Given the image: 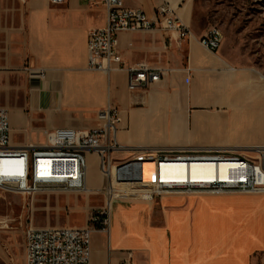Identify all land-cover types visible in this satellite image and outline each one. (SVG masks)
I'll return each instance as SVG.
<instances>
[{"label": "crops", "instance_id": "crops-1", "mask_svg": "<svg viewBox=\"0 0 264 264\" xmlns=\"http://www.w3.org/2000/svg\"><path fill=\"white\" fill-rule=\"evenodd\" d=\"M122 2L149 18L167 3L194 35L169 45L160 33H120L125 67L146 63L166 70L160 81L136 91L128 89L126 70H88V32L106 26L104 5L13 1L10 8L17 11L18 23L6 35L0 33L7 37L10 68L4 70L0 62V73L15 75L7 87L12 100L24 104L0 103V108L9 116L29 117L14 134L25 133L31 144L41 146L46 130L97 128L100 110L108 104L120 109L118 142L135 151L115 156L114 166L134 163L137 174L120 180L112 171L107 182L97 154L85 153L87 186L106 194L110 206L109 231L92 234L90 264H122L129 258L134 264H264V195L172 194L151 200L136 192L148 181L142 152L228 148L254 157L248 150L264 145L263 73L235 66L220 50L214 53L199 44L208 30L194 32L193 0ZM11 146L25 147L14 142L12 132ZM16 163L0 161V174H13ZM101 180L105 187L97 190Z\"/></svg>", "mask_w": 264, "mask_h": 264}, {"label": "built area", "instance_id": "built-area-1", "mask_svg": "<svg viewBox=\"0 0 264 264\" xmlns=\"http://www.w3.org/2000/svg\"><path fill=\"white\" fill-rule=\"evenodd\" d=\"M62 5L66 0H49ZM102 4L107 11L106 26L91 29L87 37L88 70L108 74L112 70H126L128 89L136 91L160 81L166 70L146 63L125 67L119 52L118 36L122 32L160 33L168 41L181 44L192 38L193 32L183 24L167 3L157 8L154 18L140 9L126 8L122 0H84ZM199 44L218 52L223 34L210 28L198 39ZM264 81V74L262 75ZM100 127L89 130L55 129L44 132L46 142L41 146L29 144L22 148L11 146L9 112L0 108V161L13 160L17 170L10 175L0 174V191L12 194H66L87 193V151L95 152L100 169L110 177L115 155L135 151L121 146L117 139L121 123L120 109L108 104L99 111ZM254 157L237 149L228 148H159L142 152L148 166V181L136 191L151 200L157 197L181 194L222 195L229 193L264 195V145L248 150ZM184 165L185 169L171 166ZM205 165H212L215 178L206 177ZM190 166H201L197 173L203 179L190 178ZM227 166L225 179L218 177V167ZM163 175H168L163 178ZM184 175L185 178H180ZM91 218L96 224L83 228L29 227L24 233L25 264H90L91 239L96 230L109 231L110 206ZM122 264H134L131 259Z\"/></svg>", "mask_w": 264, "mask_h": 264}, {"label": "rangeland", "instance_id": "rangeland-1", "mask_svg": "<svg viewBox=\"0 0 264 264\" xmlns=\"http://www.w3.org/2000/svg\"><path fill=\"white\" fill-rule=\"evenodd\" d=\"M13 1L0 0V33L4 35L18 23L17 11L10 8ZM193 1L194 32L201 35L212 27L220 29L223 34L220 54L235 66L255 68L264 74V0ZM4 35L0 38V62L7 70L10 68L9 48ZM12 76L15 75L5 73L1 76L0 73V103L22 105L24 100H12V88L7 87L8 80L14 81ZM2 83L6 84L4 89ZM27 118V115L10 116L13 140L18 145L28 146L32 143L24 137L25 133L13 132L18 126L24 129ZM34 137L36 140L37 134ZM39 137L43 142L44 138ZM112 170L120 180L137 174L134 163L123 167L114 166ZM96 172L99 174L98 163ZM93 174L90 169V175ZM98 186L97 190L102 189L105 182L101 180ZM107 201L106 194L96 190L82 194L25 196L0 191V264H25L24 233L27 228L85 227L96 224L91 218L101 216L100 213L108 207Z\"/></svg>", "mask_w": 264, "mask_h": 264}, {"label": "bare ground", "instance_id": "bare-ground-1", "mask_svg": "<svg viewBox=\"0 0 264 264\" xmlns=\"http://www.w3.org/2000/svg\"><path fill=\"white\" fill-rule=\"evenodd\" d=\"M171 167L172 168L173 167L174 168H178V169L181 168L182 170L185 169V166L184 165L171 166ZM198 167H201V166H190V170H191V172H190V178H192V179H203V176L201 174L197 173V168ZM204 168H206L205 170H207L209 172L208 175H206L207 178H209V179L215 178V174L213 173V171H210V170H212V168H214L212 165H205ZM227 174H228V167L227 166H219L218 167V177L219 178L225 179L226 176H227ZM111 175H112V173H111ZM111 175H110V177H111ZM148 176H149V173H148ZM110 177L106 176L107 182L110 180ZM167 177H168V175H165V176L163 175V178H167ZM180 178H185V177H184V175H182ZM85 181H87V173L85 174ZM88 190L89 191H92L93 189H91V188L88 187ZM87 193H89V192H87Z\"/></svg>", "mask_w": 264, "mask_h": 264}]
</instances>
